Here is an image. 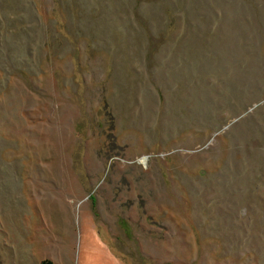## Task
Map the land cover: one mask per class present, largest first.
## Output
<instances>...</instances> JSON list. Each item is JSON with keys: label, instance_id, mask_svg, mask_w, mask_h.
<instances>
[{"label": "rangeland", "instance_id": "obj_1", "mask_svg": "<svg viewBox=\"0 0 264 264\" xmlns=\"http://www.w3.org/2000/svg\"><path fill=\"white\" fill-rule=\"evenodd\" d=\"M264 264V0H0V264Z\"/></svg>", "mask_w": 264, "mask_h": 264}, {"label": "trees", "instance_id": "obj_2", "mask_svg": "<svg viewBox=\"0 0 264 264\" xmlns=\"http://www.w3.org/2000/svg\"><path fill=\"white\" fill-rule=\"evenodd\" d=\"M38 264H53V263L48 259H42L38 262Z\"/></svg>", "mask_w": 264, "mask_h": 264}]
</instances>
